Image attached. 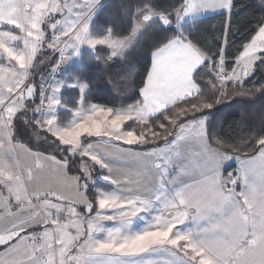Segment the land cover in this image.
Masks as SVG:
<instances>
[{
    "label": "snow or ice",
    "instance_id": "6c2138e0",
    "mask_svg": "<svg viewBox=\"0 0 264 264\" xmlns=\"http://www.w3.org/2000/svg\"><path fill=\"white\" fill-rule=\"evenodd\" d=\"M0 264H264V0H0Z\"/></svg>",
    "mask_w": 264,
    "mask_h": 264
},
{
    "label": "trees",
    "instance_id": "16d2710c",
    "mask_svg": "<svg viewBox=\"0 0 264 264\" xmlns=\"http://www.w3.org/2000/svg\"><path fill=\"white\" fill-rule=\"evenodd\" d=\"M208 23H216V21L213 20V21H209ZM102 95H104V94L102 93ZM237 110H238V107L232 109L231 112H235ZM231 112L229 110H225L224 112H222V113L219 114V119L221 121L227 119L229 117V115L231 114Z\"/></svg>",
    "mask_w": 264,
    "mask_h": 264
}]
</instances>
